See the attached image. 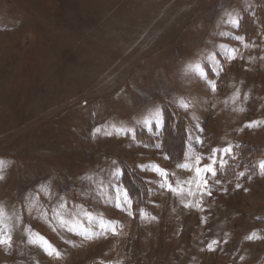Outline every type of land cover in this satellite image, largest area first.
Masks as SVG:
<instances>
[{
  "label": "rangeland",
  "instance_id": "rangeland-1",
  "mask_svg": "<svg viewBox=\"0 0 264 264\" xmlns=\"http://www.w3.org/2000/svg\"><path fill=\"white\" fill-rule=\"evenodd\" d=\"M0 161V264H264V0H0Z\"/></svg>",
  "mask_w": 264,
  "mask_h": 264
},
{
  "label": "trees",
  "instance_id": "trees-1",
  "mask_svg": "<svg viewBox=\"0 0 264 264\" xmlns=\"http://www.w3.org/2000/svg\"><path fill=\"white\" fill-rule=\"evenodd\" d=\"M260 13H258V18L260 17ZM249 17L247 15L243 16V18H241V21H240V25H239V30H241L242 34L245 36V34H249L248 31L245 30V27L248 25L249 22ZM245 30V31H244ZM251 35V34H250ZM206 71H207V75L212 76L210 74V70L208 67H206ZM213 77V76H212ZM210 77V81L212 80ZM169 109H171L169 106H164L163 110H162V116H163V129L160 133V141H161V144L164 146V150L165 152H167V155H168V159L170 161H172L174 164H181L184 160V156H185V152H186V149H187V141H186V138H185V134H186V131H185V128L187 129V125L185 126V123L183 124V128H179V130H181L182 132V135L180 136V141H182V148L181 150H174L173 149V146L171 145H168V133L169 132H172V133H175V131L173 132L172 130L174 128H177L179 126V123L181 125V119H177L175 121V117L171 114L172 112L169 111ZM183 121V120H182ZM177 132V131H176ZM173 135V134H172ZM187 135V134H186ZM140 141L144 142V143H147V144H154V140L152 139L151 136H149L146 132H141L139 133L138 137H137ZM141 139H144V140H141ZM174 143V142H173ZM176 151V152H175ZM242 152V151H241ZM178 153V154H177ZM226 171V170H225ZM223 171L221 169H218L217 171V176L221 179L224 178V175L227 174L228 172L226 171ZM128 186V185H126ZM127 189V191H129L130 193V196L133 195L132 192L133 190L131 189V187H125ZM136 198V197H134Z\"/></svg>",
  "mask_w": 264,
  "mask_h": 264
},
{
  "label": "snow or ice",
  "instance_id": "snow-or-ice-1",
  "mask_svg": "<svg viewBox=\"0 0 264 264\" xmlns=\"http://www.w3.org/2000/svg\"><path fill=\"white\" fill-rule=\"evenodd\" d=\"M230 149H228V148H225L224 150H223V152H224V154H229L230 153ZM213 155H215V151H214V153H213ZM201 157H197L196 158V164H197V168H196V173H197V175H200V173L201 172H205V173H211L213 176H215L216 175V170H215V168L213 167V165L216 163V161L215 160H213L212 161V163H210V164H208L206 167H204V168H201L199 165H200V162H201ZM223 160H221L220 161V166H223ZM2 168H3V161H0V170H2ZM260 168L261 169H264V162H262L261 164H260ZM240 175H243V173H240ZM0 179H3V176H0ZM204 183H205V187H206V185H207V181H206V179L204 180ZM173 189L171 188V186H169V191H172ZM0 216H2V212H0ZM249 239H252V237L250 236V237H248ZM5 242H7V243H10L11 242V238H10V236L8 237V239H7V241H5V240H3V239H0V243H5ZM217 242L216 241H212L210 244H209V250H212V245H214V244H216ZM50 255H51V253H49ZM57 256L59 255L58 253L56 254Z\"/></svg>",
  "mask_w": 264,
  "mask_h": 264
}]
</instances>
